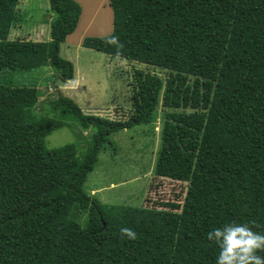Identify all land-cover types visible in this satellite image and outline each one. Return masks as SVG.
<instances>
[{
	"label": "trees",
	"instance_id": "obj_1",
	"mask_svg": "<svg viewBox=\"0 0 264 264\" xmlns=\"http://www.w3.org/2000/svg\"><path fill=\"white\" fill-rule=\"evenodd\" d=\"M18 3L0 0V264H216L213 228L254 222L264 234V0H109V35L122 54L109 35L85 37L82 47L167 74L135 71L125 120L86 115L61 94L50 104L59 118L34 113L41 92L8 76L52 67L62 83L72 80L59 49L82 10L75 0H49V40L9 41ZM159 106L166 112L153 172L187 184L182 203L104 205L89 196L99 155L117 152L111 136L154 123ZM66 119L92 129L83 152L46 148ZM122 227L137 238H123Z\"/></svg>",
	"mask_w": 264,
	"mask_h": 264
},
{
	"label": "rangeland",
	"instance_id": "obj_2",
	"mask_svg": "<svg viewBox=\"0 0 264 264\" xmlns=\"http://www.w3.org/2000/svg\"><path fill=\"white\" fill-rule=\"evenodd\" d=\"M82 13L75 32L60 45L59 56L72 63V80L62 83L52 67L35 71H18L8 76L16 86L36 87L41 97L34 109L39 116L59 118L51 108L58 94L71 99L86 115L109 120H125L131 114V84L135 71L165 79L164 70L82 47L85 37H104L113 30V14L109 0H75ZM17 25L9 41L24 39L48 41L49 25L55 14L49 0H19ZM165 110L159 106L150 125L135 126L111 136L117 152L107 150L98 157V164L88 175L85 192L104 205L155 207L160 203H182L187 184L154 175L160 146ZM92 129L83 131L71 119L45 139L47 149L75 144L83 152ZM86 226V216L80 220Z\"/></svg>",
	"mask_w": 264,
	"mask_h": 264
},
{
	"label": "clouds",
	"instance_id": "obj_3",
	"mask_svg": "<svg viewBox=\"0 0 264 264\" xmlns=\"http://www.w3.org/2000/svg\"><path fill=\"white\" fill-rule=\"evenodd\" d=\"M106 43L117 49V56L122 54L124 45L118 36L109 35ZM250 224L226 223L207 233V239L219 248L216 264H264V256L259 255L264 252V234L253 231ZM120 234L129 240L137 238L135 231L128 227L120 228Z\"/></svg>",
	"mask_w": 264,
	"mask_h": 264
},
{
	"label": "crops",
	"instance_id": "obj_4",
	"mask_svg": "<svg viewBox=\"0 0 264 264\" xmlns=\"http://www.w3.org/2000/svg\"><path fill=\"white\" fill-rule=\"evenodd\" d=\"M78 25H79V22H78ZM77 27H78V26H77ZM76 30H77V29H76ZM70 36H71V35H70ZM70 36H69V37H70ZM67 38H68V37H67Z\"/></svg>",
	"mask_w": 264,
	"mask_h": 264
}]
</instances>
